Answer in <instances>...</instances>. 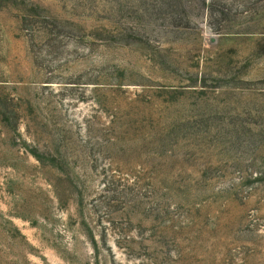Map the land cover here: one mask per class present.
<instances>
[{
  "label": "rangeland",
  "instance_id": "rangeland-1",
  "mask_svg": "<svg viewBox=\"0 0 264 264\" xmlns=\"http://www.w3.org/2000/svg\"><path fill=\"white\" fill-rule=\"evenodd\" d=\"M0 264H264V0H0Z\"/></svg>",
  "mask_w": 264,
  "mask_h": 264
}]
</instances>
